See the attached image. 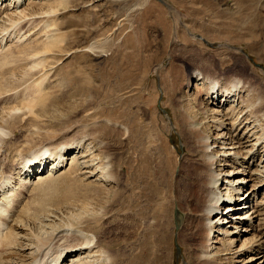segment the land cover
Listing matches in <instances>:
<instances>
[{"label":"rangeland","instance_id":"obj_1","mask_svg":"<svg viewBox=\"0 0 264 264\" xmlns=\"http://www.w3.org/2000/svg\"><path fill=\"white\" fill-rule=\"evenodd\" d=\"M53 1L23 0L15 9L0 0V126L5 131L0 219L7 223L0 233L22 219L24 205L36 207L29 220L16 225L17 244L13 252L0 254V264H45L71 242L90 239L93 250L66 254L62 264H109L106 258L110 264H140L141 253L155 255L157 264H190L193 218L186 177L191 166L186 162L197 157L192 138L182 133L187 122L181 116L186 112L200 134L214 138L217 129L205 128L201 112L229 106L221 98L220 104L209 101L207 85L194 74L220 83L232 77L246 80L242 96L247 93L251 101L264 96V0H69L58 16L43 12ZM22 8L32 9L23 26L4 24L5 17ZM51 40L57 45L45 49ZM6 54L12 60L3 66ZM259 119L255 122L262 128ZM46 147L71 149L56 169L49 165L56 156L44 159V171L51 174L40 184L20 170L30 155ZM72 155L78 161L74 167L69 166ZM37 164L33 170L40 173ZM245 179L244 185H253ZM224 188L220 183L218 192L225 193ZM4 191H11L9 200ZM256 193L250 206L262 200L264 189ZM225 207L221 204L214 221ZM224 225H214L206 240L212 253L222 256L218 264H225L228 239L239 250L256 235L228 238L221 234ZM252 258L243 254L235 264H258Z\"/></svg>","mask_w":264,"mask_h":264},{"label":"bare ground","instance_id":"obj_2","mask_svg":"<svg viewBox=\"0 0 264 264\" xmlns=\"http://www.w3.org/2000/svg\"><path fill=\"white\" fill-rule=\"evenodd\" d=\"M4 1H8V3L5 4L4 7L7 8L11 4H13V7H15V9H18L20 7V5L22 4L23 0H1V4ZM68 3H70L69 0H54L53 2L49 3L47 6L44 5V7L46 6V10L45 11L42 10V11L44 13L49 14V15L50 14L57 15V11L60 8L67 7ZM30 11H32V9L27 11L26 8L25 9L22 8L19 11L17 10V12L15 10L13 13L9 14L7 16V18L5 17V19H3L4 24L6 23L8 25H12V27L14 26L16 29L20 28L21 26H23L22 22L26 18V16L31 15ZM44 13H42V14H44ZM57 16H56V18H57ZM30 23H32V22H30ZM48 25H56V24L54 22H51ZM0 26H1V24H0ZM49 27H51V26H49ZM1 31H2V29H1ZM2 32H4V31H2ZM15 33H17V32H15ZM15 33H13V34H15ZM1 35H2V33H1ZM6 35H8V34H6ZM25 36H23V37H25ZM16 37L19 40V37L18 36H16ZM23 37H21V38H23ZM34 44H36V43H34ZM28 45L30 48L31 44H28ZM28 45H26V46H28ZM43 45H44L45 49H49L51 47H55L57 45V43L55 42V40H51L49 44L46 43ZM31 48H32V46H31ZM33 48H35V46H33ZM26 49L28 50V48H26ZM21 51L24 52L23 50H21ZM26 54H28V53H26ZM11 57H12V55L8 56V54H6L5 56L2 57L1 63L3 64V66H5V64H7L10 60H12ZM36 63L38 65H40L43 62H41V60H39V61H36ZM37 64L35 66H37ZM41 65H43V64H41ZM193 77L196 78L197 80L202 79L203 84L205 83L207 85L206 96H208L209 101L210 100H211V102L216 101L217 104H220L221 101L218 99L221 98L222 103L227 102L229 106L227 109L221 110L220 112H219V110H216V111L210 112V114H209L208 113L209 110L206 111V109H204V111L201 112L202 118L200 119V121H206L207 120L206 121L207 126H205V128H207V129H209V127H211V128L213 127V129H215V130L217 129V134L215 136L216 138L215 137L212 138L211 136L209 137L208 135L200 134L201 129L198 128L197 126H195L196 121L193 122L189 118V115L186 114V112L183 113V115L181 116L187 122L186 126H184V128L182 129V133H187L192 138L190 147L192 149L194 157H197V159L192 158V159H189V162H186V164L188 166H191V174L188 175V177H186V180L188 182V187H187L188 204L191 203V211H192L191 212V214H192L191 218H193V221L191 223H189L190 233H189V240H188V244H187L190 248H192L194 250V253L189 256L190 261H191L190 264H198L197 262H200L201 264H218L217 261L220 260V257H222V256L217 255V254H213L211 244H209V246H208L206 240L208 239L210 234H212V231L216 227V225L219 226V228H221V225H224V224L225 225L222 226L224 228L221 229V234H223L225 236L228 235V238H229V236H239V235L241 236L242 234L249 233L251 231H254V233H256V235L254 236V240L251 242L250 241H247V242L244 241V243L239 248V250H234L233 249V242L234 241H231L230 239H228L230 249L226 250L227 252L224 254L225 257L222 258L225 260V264H230V263L235 264V262H237L238 258L241 257L243 254H246V253H250V255L253 256V258L251 260H254V262L259 260L258 264H264V195H263L261 201H258L255 205L250 206V204L252 203L251 202L252 196L255 197L257 194L256 193L257 191L264 189V148H263V144H262V143H264V127H263V125H261L262 126V128H261L259 126V124L258 125L256 124V122L260 120L259 116H261V122H262V124H264V96L261 95L259 100L254 99V101L253 100L251 101L250 97H246V96H248L247 93L245 96H242L245 92L246 86L247 85L249 86V83L246 80L241 81L240 79H236V78L232 77L229 81L224 82V83L223 82L220 83L219 81H217L215 79H207V76L204 77L202 74H194ZM249 80H251V79H249ZM1 83H3V82L1 81ZM39 84L40 85L35 84L36 85L35 91H37V93L41 91L40 90L41 89V83H39ZM252 90H253V87H252ZM31 101H32V99H31ZM257 101H258V103H256ZM235 102H236V104H234ZM9 117H12V116H9ZM10 123H12V122H10ZM4 132L5 131H4L3 127L0 126V143H2V133H4ZM249 142H253V143L248 147L246 144H248ZM62 147L59 148L58 150H55V149L52 150V148L46 147L45 149L41 150L39 153L37 152L36 154L30 155L29 156L30 158L28 157V159L25 160L24 164L21 163L22 164V167L20 170L21 173H24V177H26V178L28 176H30V174H32L33 176H35L34 179H36V181H38L37 183L44 184L45 179L48 178L51 174V172L49 173L47 171V175H46V173L44 171V169L46 168V167L44 168V166H46V165L48 166V164L46 163L47 160L45 161L44 159L46 157H48L50 159V157L56 156L55 158H53V160L51 159L52 161L49 164L51 167L50 169H56L57 167H59L60 163L62 166L63 161L67 158V156H65V155L67 154L68 150L71 149L69 147H64V148H62ZM72 147H73V145H72ZM0 155H1V153H0ZM6 160H7V157H6ZM69 160H70L69 166L73 165L72 167H74L75 166L74 163H76V162L78 163L76 156L72 155V158H70ZM2 161H4V160H2ZM38 161H39V164H37L38 165L37 168H40V165H42L43 167H42V170L40 173H38V172L35 173L36 171H34L33 169L35 168L34 166ZM84 163H85V161H84ZM0 164H1V162H0ZM8 165L9 164H7V167H8ZM2 166H0V167H2ZM5 169H7V168H5ZM23 169H25V171L22 172ZM50 169H49V171H50ZM5 171H7V170H5ZM238 176H245V177H243V179H240L241 181H239V180H237ZM7 178L9 180L12 179L11 176L7 177ZM245 178H248L247 182H249V183L252 182L253 185H251V186H248L247 184L244 185L245 180H246ZM18 179H20V178H18ZM9 180H7V181H9ZM235 180H237V181H235ZM42 181H44V182H42ZM7 183H9V182H7ZM220 183H225V188H224L225 193L220 194L218 192V185ZM234 183H236L235 187H234ZM26 184H28V183H26ZM25 186H27V185H25ZM237 186L239 187L238 190L236 189V188H238ZM246 186L250 188V192H248V190H249V188H248L244 191L245 195L240 194L242 192L241 191L242 188L244 189V187H246ZM45 187H47V186L45 185ZM47 188H49V185ZM0 189H2V188H0ZM44 189L45 188H43V190ZM50 189H52V188H50ZM47 190L48 189H46L45 191H47ZM43 192L44 191H42V193ZM11 194H12L11 191H6L4 194L2 193V195H4V197L8 198V200L10 199L9 196ZM18 194L20 195V193H18ZM50 194H51V190H50ZM15 195H17V194H15ZM13 197H14V195L11 196V198H13ZM17 197H18V195H17ZM41 199H42V197H41ZM17 200H18V198H17ZM9 202H11V201H7L6 203H9ZM42 202H44V200H42ZM37 203H39V202L37 201ZM221 204H225V206H226L225 211L226 212H223L224 214H221L220 217L216 216L217 218L214 221L213 220L214 213H216V211L219 210ZM38 205L40 206L39 208H42L41 206L43 204L39 203ZM18 206H19V204H18ZM24 206L22 209V210H24V212L21 211L22 219L19 216L20 219L18 218V220L14 221L15 226L9 224L7 230L6 231L4 230L5 232L1 231L2 234L0 233L1 234V236H0V254L4 255L5 253L9 254L10 252H13V249L15 248V244H17L16 242L18 239V236H17L14 229H15L17 224H22V222L24 220L23 218L26 217V219H27V216L29 217V215H31V211L35 207V206L27 207L26 205H24ZM25 208H26V210H25ZM4 211H2V214L4 213ZM30 219H32V218H30ZM27 220H29V219H27ZM4 222H2L0 219V229H1L2 225H4ZM214 225H215V227H214ZM241 225L242 226L246 225L247 227H245V229L239 230V228H241L240 227ZM219 228H218V231H219ZM231 228H233L232 231H230ZM2 229H4V228H2ZM85 236H87V235H85ZM60 238H61V236H60ZM75 239H78V238H75ZM90 240H88V241L84 240L85 242L83 244H77L76 243V245H70L71 243H73V242H71L68 246L63 248L59 253L57 252L58 254L54 258H52L49 262H46L45 264H62L63 261L61 258H63L66 254H72V253L75 254L74 252H79V251L83 252V250H85V249L88 251H90L91 249L93 250V248L95 246L93 245L92 241H90ZM92 240H94V239H92ZM76 241H78V240H75V242ZM197 241H198V243H197ZM78 243H79V241H78ZM38 245H40V244H38ZM95 245H98V244H95ZM64 246L65 245H63V247ZM99 246H101V245H99ZM59 248H61V247H59ZM103 254H104V251H103ZM146 256L142 255V253L140 254V264H157L155 255L153 257H150L151 255L149 257L148 256L146 257ZM6 257H7V255H6ZM87 257H88V255H87ZM30 259H32V258H30ZM86 260H87V258H86ZM106 260L110 264V259L106 258ZM2 261H5V259ZM194 261H197V262H194ZM5 262L4 263L2 262V263L6 264ZM34 262H36V261H34ZM7 263L9 264V262H7Z\"/></svg>","mask_w":264,"mask_h":264},{"label":"water","instance_id":"obj_3","mask_svg":"<svg viewBox=\"0 0 264 264\" xmlns=\"http://www.w3.org/2000/svg\"><path fill=\"white\" fill-rule=\"evenodd\" d=\"M179 215H180V213H179V211H178V209L177 208H175L174 209V226H175V228L176 229H178L179 227H180V223H179Z\"/></svg>","mask_w":264,"mask_h":264}]
</instances>
